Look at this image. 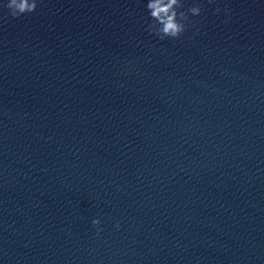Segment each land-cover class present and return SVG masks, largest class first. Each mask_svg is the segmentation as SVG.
<instances>
[{"label":"clouds","instance_id":"clouds-1","mask_svg":"<svg viewBox=\"0 0 264 264\" xmlns=\"http://www.w3.org/2000/svg\"><path fill=\"white\" fill-rule=\"evenodd\" d=\"M215 2L216 0H207L209 5ZM38 4L39 0H7L3 7L9 10L12 18H19L35 12ZM146 8L150 17L147 31L160 40L180 39L188 30L189 25L196 23L191 18L201 16L204 11L199 3L185 9L183 0H147ZM222 11L226 17L230 18L231 10L228 8L221 9L217 6L215 14L219 16ZM224 23H228V20L226 19ZM92 223L97 226L100 220L94 219Z\"/></svg>","mask_w":264,"mask_h":264}]
</instances>
